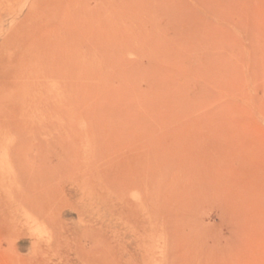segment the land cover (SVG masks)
Here are the masks:
<instances>
[{"label":"rangeland","instance_id":"374dc122","mask_svg":"<svg viewBox=\"0 0 264 264\" xmlns=\"http://www.w3.org/2000/svg\"><path fill=\"white\" fill-rule=\"evenodd\" d=\"M0 264H264V0H0Z\"/></svg>","mask_w":264,"mask_h":264}]
</instances>
